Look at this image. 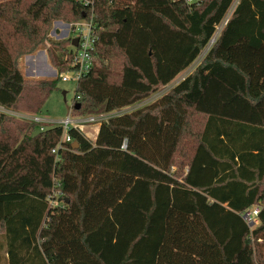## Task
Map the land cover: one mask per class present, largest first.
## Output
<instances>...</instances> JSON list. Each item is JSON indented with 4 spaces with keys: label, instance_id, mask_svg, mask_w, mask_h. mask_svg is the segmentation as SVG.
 Here are the masks:
<instances>
[{
    "label": "trees",
    "instance_id": "trees-1",
    "mask_svg": "<svg viewBox=\"0 0 264 264\" xmlns=\"http://www.w3.org/2000/svg\"><path fill=\"white\" fill-rule=\"evenodd\" d=\"M233 1L0 0L2 109L36 115L72 68L70 40L47 37L55 20H91L97 35L72 115L144 100L203 52L158 97L93 139L70 128L55 152L61 126L0 109L9 264H264V0H238L223 23ZM47 39L55 77L25 78L19 57Z\"/></svg>",
    "mask_w": 264,
    "mask_h": 264
},
{
    "label": "built area",
    "instance_id": "built-area-1",
    "mask_svg": "<svg viewBox=\"0 0 264 264\" xmlns=\"http://www.w3.org/2000/svg\"><path fill=\"white\" fill-rule=\"evenodd\" d=\"M76 2L81 3L85 7H89L90 9L93 8L95 0H73ZM187 3H194L197 2L198 0H185ZM238 0H234L230 9L234 6L235 2ZM229 14V13H228ZM228 14L225 16V19L223 20V23H225L226 18ZM222 23V24H223ZM64 28L59 29L56 28V37L55 38H68L71 42L72 39L76 38L77 39V44L72 45L70 43V47L72 48V68L69 70L62 72L60 74V78L62 80H67L70 78H73L75 81L79 79L82 75H84L91 67L92 65V53L94 50V45L96 41V30L95 26L92 23L91 20L87 19H81L77 20L75 22H68L62 24ZM219 29L214 33L212 38L209 40L207 48L213 43L215 40V37L217 35ZM61 36V37H58ZM51 68H53L51 66ZM156 94V93H155ZM153 94L152 96L140 100L138 102L132 103L127 106H123L117 109L110 110L105 113H99V114H89V115H72L71 111L69 112L70 114L66 116L65 118L59 119V120H52V119H43L37 116H30L29 120H33L36 122L40 123H48V122H53L52 124L59 125L61 126L62 129V135L60 140L58 141L57 145L52 149V152H55L57 148L63 147L64 143L66 142H72V138L68 134V130L70 128H75L81 132H84L86 137H90L89 135V129L90 127H95L94 132L96 133V130L101 123V121L106 120L107 118H110L112 116L120 115L126 112L131 111L132 109L138 107V105L155 99L161 94V91L159 92L158 95L155 96ZM5 112L13 115V116H18L16 112L10 111L7 109H2ZM27 119V118H26ZM42 121V122H41ZM95 133L93 134V138L95 136ZM261 205L260 204H255L251 206L250 208L244 210L242 212V217L243 219L250 225H255L258 222L257 219V213L260 210Z\"/></svg>",
    "mask_w": 264,
    "mask_h": 264
},
{
    "label": "rangeland",
    "instance_id": "rangeland-1",
    "mask_svg": "<svg viewBox=\"0 0 264 264\" xmlns=\"http://www.w3.org/2000/svg\"><path fill=\"white\" fill-rule=\"evenodd\" d=\"M229 13V10L227 12V14ZM226 14V15H227ZM64 23H68L66 21H61V20H55L51 23L48 32H47V37L49 39L52 40H56L59 38H55L56 37V28L59 27V29L64 28L62 24ZM220 26L216 27V29H219ZM61 37V36H58ZM47 45H49V41L48 39L45 40L44 44L41 46H38V48L36 50H34L33 52L29 53V54H24L21 55L18 59V66L23 74V76L27 79H39V78H43L45 77L46 79H51L53 77H55L56 75V67L53 65V63L50 60V57L47 53ZM32 54H36V57H41V61L37 64L38 65V69L37 71H35V69H33V67L31 68L30 64H29V59L28 56L32 55ZM203 54V52H202ZM202 54H200L197 59L195 60V65L196 63L199 61V59L201 58ZM44 58V59H43ZM35 60V58L33 59ZM34 66V64H32ZM51 66L53 68H51ZM46 69L48 70V72L46 71ZM75 80L73 78L67 79V80H62L59 79L57 81V85L55 87V89L49 94V96L47 97V99L45 100L43 106L41 107V110L35 115L37 117L43 118L45 119H52V120H59L62 118H65L66 116H68L70 113V107L73 101V97H74V93H75ZM65 92L64 95L62 92ZM160 92V91H159ZM159 92H157L155 94L158 95ZM148 101L138 105L142 106L143 104L147 103ZM15 112V111H14ZM28 111L24 110V109H18L16 111L18 116V118H23L29 120L30 116H34L32 114L27 113ZM33 121V120H32ZM36 122V121H35ZM42 122V121H41ZM39 123V122H38ZM53 122H48L45 124H52ZM95 127H90L89 129V135H90V139H93V134ZM183 170L186 169L185 166L182 167ZM262 251L264 254V242H262Z\"/></svg>",
    "mask_w": 264,
    "mask_h": 264
},
{
    "label": "crops",
    "instance_id": "crops-1",
    "mask_svg": "<svg viewBox=\"0 0 264 264\" xmlns=\"http://www.w3.org/2000/svg\"><path fill=\"white\" fill-rule=\"evenodd\" d=\"M28 58H30L29 59L30 60L29 61V64H30L31 68L33 67V69H35V71H37V69H38L37 68L38 67L37 64L41 61V57H36V54H32V55H29ZM34 58H35V60H33ZM32 64H34V66ZM194 66H195V61L192 64H190L185 70H183L182 72H180L169 84H167L164 88H162L160 90L161 93L163 91H165L170 85L175 84L177 81H179L181 78H183L186 74H188L189 72H191ZM46 71L48 72L47 69H46ZM37 72H39V71H37ZM96 132H97V130H96ZM6 247H7V245H6L5 237H4L3 234L2 235L0 234V264H9L8 255L6 253Z\"/></svg>",
    "mask_w": 264,
    "mask_h": 264
},
{
    "label": "water",
    "instance_id": "water-1",
    "mask_svg": "<svg viewBox=\"0 0 264 264\" xmlns=\"http://www.w3.org/2000/svg\"><path fill=\"white\" fill-rule=\"evenodd\" d=\"M71 44H72V45H76V44H77V39H76V38L72 39V40H71ZM62 93H63V95H64L65 92L63 91ZM74 107L77 108V107H78V103H76V104L74 105ZM76 146H77L76 143L73 142V143H72V147L76 148Z\"/></svg>",
    "mask_w": 264,
    "mask_h": 264
}]
</instances>
